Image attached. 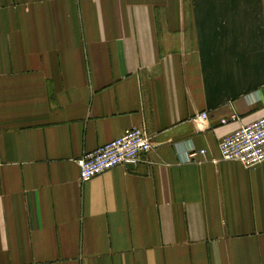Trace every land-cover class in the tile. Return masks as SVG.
I'll return each instance as SVG.
<instances>
[{
	"label": "crops",
	"instance_id": "obj_1",
	"mask_svg": "<svg viewBox=\"0 0 264 264\" xmlns=\"http://www.w3.org/2000/svg\"><path fill=\"white\" fill-rule=\"evenodd\" d=\"M263 115L264 0H0V264H264V163L215 162Z\"/></svg>",
	"mask_w": 264,
	"mask_h": 264
},
{
	"label": "built area",
	"instance_id": "obj_2",
	"mask_svg": "<svg viewBox=\"0 0 264 264\" xmlns=\"http://www.w3.org/2000/svg\"><path fill=\"white\" fill-rule=\"evenodd\" d=\"M202 125L201 132L209 128V114L199 115ZM153 145L149 135L142 128H132L124 132L117 140L86 154L80 161L81 181L92 179L118 167H135L152 151ZM220 159L216 163L237 162L247 169L264 163V115L259 120L242 126L238 131L226 136L219 143ZM206 151L190 152L186 162H201Z\"/></svg>",
	"mask_w": 264,
	"mask_h": 264
}]
</instances>
